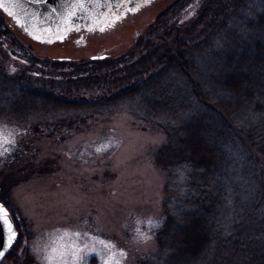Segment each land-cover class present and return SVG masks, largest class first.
<instances>
[{
  "label": "trees",
  "instance_id": "1",
  "mask_svg": "<svg viewBox=\"0 0 264 264\" xmlns=\"http://www.w3.org/2000/svg\"><path fill=\"white\" fill-rule=\"evenodd\" d=\"M0 28L16 47L0 37V123L60 135L127 113L163 135L157 250L139 264H264V0H176L99 59H42L1 14ZM7 209L18 238L3 263L20 264L27 230Z\"/></svg>",
  "mask_w": 264,
  "mask_h": 264
},
{
  "label": "rangeland",
  "instance_id": "2",
  "mask_svg": "<svg viewBox=\"0 0 264 264\" xmlns=\"http://www.w3.org/2000/svg\"><path fill=\"white\" fill-rule=\"evenodd\" d=\"M175 1L149 0L103 32L84 26L51 37L31 35L18 20L1 15L13 38L36 57L79 61L122 54ZM1 40L16 49L6 36ZM0 129V139L14 141L0 143V202L23 221L21 232L27 230L16 250L20 264H82L74 261V248L87 255V264H139L156 252L165 179L152 152L164 143L160 132L127 113L103 115L60 135L4 123ZM188 148L204 155L196 144ZM197 238L194 230L186 244Z\"/></svg>",
  "mask_w": 264,
  "mask_h": 264
},
{
  "label": "flooded vegetation",
  "instance_id": "3",
  "mask_svg": "<svg viewBox=\"0 0 264 264\" xmlns=\"http://www.w3.org/2000/svg\"><path fill=\"white\" fill-rule=\"evenodd\" d=\"M147 1L149 0H98L94 6H89V0H82V9L75 7L80 2H74L71 9L76 14L71 22L64 20L67 11L62 7L53 13L48 0H0V14L18 20L31 35L51 37L84 26L105 27L106 24L123 19L128 13H135Z\"/></svg>",
  "mask_w": 264,
  "mask_h": 264
},
{
  "label": "snow or ice",
  "instance_id": "4",
  "mask_svg": "<svg viewBox=\"0 0 264 264\" xmlns=\"http://www.w3.org/2000/svg\"><path fill=\"white\" fill-rule=\"evenodd\" d=\"M75 7H79V8H83V3H78L77 5H75ZM75 11L70 9L67 11V14L64 16V20L65 21H69L71 22L72 18L75 16ZM9 15H11V13H9ZM114 23V22H113ZM101 32H103L105 29L103 27H101L99 29ZM34 39H36V37H33ZM51 42V41H49ZM4 135V130L0 129V137H3ZM0 143H4V144H11L14 143L13 140L11 139H0ZM97 151H101V149H97ZM151 224V222H150ZM157 225L155 224H151V227H156ZM0 231H3L5 234V241H4V245L2 247H0V264H3V259L6 257V253L9 251V249H11V247L13 246V244L15 243L16 239H17V231L14 228L12 219L9 215V212L6 210V208L2 205H0ZM67 235V233H65V236ZM77 236L79 235V233L76 234ZM61 239H63V237H61ZM97 243L103 245L105 248H109L111 247L110 244L106 243L103 240H98L96 241ZM80 249H73V258L74 261H81L82 264H87V255L85 256H81L80 255ZM90 252H95V249H91ZM61 255H63V253H61ZM105 264H107V262H105Z\"/></svg>",
  "mask_w": 264,
  "mask_h": 264
},
{
  "label": "water",
  "instance_id": "5",
  "mask_svg": "<svg viewBox=\"0 0 264 264\" xmlns=\"http://www.w3.org/2000/svg\"><path fill=\"white\" fill-rule=\"evenodd\" d=\"M50 3H51V10H52V12L54 13V12H56V10L58 9V8H63L64 10H66V11H68L69 9H71V7H73L74 5H75V3H78V2H82V0H48ZM98 0H89V6H94L95 5V3L97 2ZM75 2V3H74ZM74 3V4H73ZM93 58H102L101 56H95V57H93ZM0 205H2V206H4L1 202H0ZM5 207V206H4ZM7 210V209H6ZM8 211V210H7ZM10 215V214H9ZM18 237V236H17ZM5 234H4V232L3 231H0V247H2L3 245H4V241H5ZM16 241H17V239H16ZM16 241H15V243H16ZM14 243V244H15ZM14 244H13V246H14ZM12 246V247H13ZM11 247V248H12ZM11 249H9V251H10ZM8 251V252H9ZM7 252V253H8ZM7 253H6V255H7Z\"/></svg>",
  "mask_w": 264,
  "mask_h": 264
}]
</instances>
